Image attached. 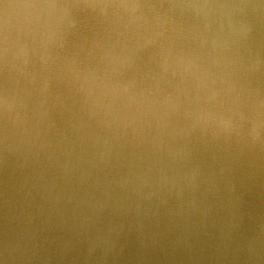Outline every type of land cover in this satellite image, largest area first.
<instances>
[{
	"label": "clouds",
	"instance_id": "obj_1",
	"mask_svg": "<svg viewBox=\"0 0 264 264\" xmlns=\"http://www.w3.org/2000/svg\"><path fill=\"white\" fill-rule=\"evenodd\" d=\"M0 264H264V0H0Z\"/></svg>",
	"mask_w": 264,
	"mask_h": 264
}]
</instances>
